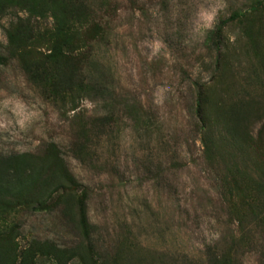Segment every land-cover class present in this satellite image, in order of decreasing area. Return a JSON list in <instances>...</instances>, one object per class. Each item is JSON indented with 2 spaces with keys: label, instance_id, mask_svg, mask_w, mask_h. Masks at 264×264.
Wrapping results in <instances>:
<instances>
[{
  "label": "rangeland",
  "instance_id": "rangeland-1",
  "mask_svg": "<svg viewBox=\"0 0 264 264\" xmlns=\"http://www.w3.org/2000/svg\"><path fill=\"white\" fill-rule=\"evenodd\" d=\"M83 1L0 18V264H264V0Z\"/></svg>",
  "mask_w": 264,
  "mask_h": 264
},
{
  "label": "trees",
  "instance_id": "trees-1",
  "mask_svg": "<svg viewBox=\"0 0 264 264\" xmlns=\"http://www.w3.org/2000/svg\"><path fill=\"white\" fill-rule=\"evenodd\" d=\"M110 7L109 3L99 4V7L96 9L98 12H105L104 9ZM103 10V11H102ZM10 12L21 13L30 16L44 17L47 15L51 21V33L48 32L50 38L53 39V45L50 48V53L47 58L56 62L58 58H61L64 54L61 51V48L71 49L72 45L78 43L80 40L87 42H96L100 38L101 26L99 21L94 22L92 14L95 13V9L88 3L83 0H0V18L5 14ZM245 12L233 13L228 16L226 19L221 20L214 31L210 34L212 36H217L221 27L224 24L236 21L238 19H245ZM18 23H15L10 27L9 30L17 32L21 28H28L29 21L27 20H17ZM16 21V22H17ZM86 25L87 34L79 38L78 30H76L75 25ZM8 30V31H9ZM8 34V39L11 38V35ZM18 39V38H17ZM216 45V44H215ZM64 57V56H63ZM196 103H195V116L198 122L203 123L201 116V100L202 92L197 89L196 91ZM7 168H3L1 171H6ZM10 177V176H9ZM3 194L9 195L15 190L5 189ZM33 205V204H32ZM41 208L33 207V211H40ZM25 255L21 253L20 264H29V250H26ZM35 254V251H32ZM36 254L39 256H51L49 252H43V250L36 251ZM34 256V255H33ZM215 264H228L227 260H213Z\"/></svg>",
  "mask_w": 264,
  "mask_h": 264
}]
</instances>
